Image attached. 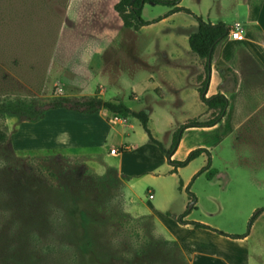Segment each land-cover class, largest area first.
I'll list each match as a JSON object with an SVG mask.
<instances>
[{"label":"rangeland","instance_id":"obj_1","mask_svg":"<svg viewBox=\"0 0 264 264\" xmlns=\"http://www.w3.org/2000/svg\"><path fill=\"white\" fill-rule=\"evenodd\" d=\"M67 2L0 0V105L87 97L99 86L103 101L118 100L132 111L147 112L152 137L168 148L181 123L206 111L186 97L192 93L186 81L176 79L165 64L169 42H181L196 26L193 18L177 13L143 28L131 45L142 51L141 61L125 55L111 61V49L101 58L105 73L99 78L89 79L87 64L76 57L69 66L74 88L66 90L60 82L53 85L48 64L59 63L54 55ZM180 7L205 23L220 19L229 27L238 21L235 0H181ZM166 11L145 5L141 18L154 21ZM112 14L113 28V18L120 23ZM75 29L80 37L77 19ZM179 98L187 99L190 111L179 110ZM27 121L0 116V264H186L158 220L173 229L187 200L192 211L187 221L237 237L248 233L233 241L237 264H264V217L258 216L248 231L250 219L264 209V120L257 135L244 142L230 137L228 125L185 134L173 156L176 161H183L191 147L210 153L209 169L189 187L195 201L185 188L206 167L207 158L202 155L171 174L166 158L148 142L136 119L127 118V127L108 121L101 146L71 148L26 146L16 136L22 125L31 124ZM111 148L124 151L111 157ZM194 205L197 210L191 209Z\"/></svg>","mask_w":264,"mask_h":264},{"label":"crops","instance_id":"obj_2","mask_svg":"<svg viewBox=\"0 0 264 264\" xmlns=\"http://www.w3.org/2000/svg\"><path fill=\"white\" fill-rule=\"evenodd\" d=\"M118 1L68 0L63 11V21L54 55L55 61L59 63L48 64L51 75L54 76L53 85L56 86L60 82L66 90L74 88L72 82L75 80V73L70 70L69 66L74 63L76 57H81L84 63L87 64V77L89 79L99 78L98 74L103 75L105 73L101 58L107 53L109 54L111 49L115 50V53H111V61H114L120 55L136 57L141 61L142 51L138 47L137 49L134 46L131 48V45L132 41L134 42L133 38L145 27L133 33L124 30L120 20L119 26L115 18H113L115 27L112 28L109 25L112 13L117 16L113 6ZM235 4L238 10L236 12L238 21L234 25L240 24L242 26L244 39L241 42H236L227 38L220 43L210 64L208 89L205 96V98H210L215 95H222L227 99L228 106L218 125L202 129L211 132L216 131L220 126L228 125L229 129L232 130L229 134L230 137H233L234 141L244 142L257 135V132L261 129L262 120H264V0H235ZM76 19L80 31L82 30V32L79 31L80 37L79 35L76 36ZM218 20L210 24L223 23L220 19ZM228 28L231 29L232 26ZM196 31L197 25L183 34L181 42L171 40L168 44L170 45L169 52L164 56L166 57L165 64L168 70L176 79L186 81L187 89L192 91L191 96L187 95L186 97L191 98L193 104L196 103L198 107H205L200 102L196 91L199 85L198 77L202 76L203 73L202 62L190 52L188 46L189 36ZM122 36L123 40L118 41V38ZM56 75L58 76L56 77ZM94 89L99 90L87 97L96 96L102 100L103 89L99 86H95ZM67 95L72 96V93L68 92ZM186 100V98H179V102L176 104L182 113H185L184 108L186 112L190 111ZM211 114L212 111L206 109L203 114L189 117L181 125L190 120L201 122L206 115L211 116ZM108 116L109 114L105 111H99L94 115H80L64 110L48 111L44 120L35 124L22 125L16 139L21 137L22 142H26V146L33 147L60 146L71 148L80 144L91 147L101 146L106 138L109 124H111L110 118L112 115L109 116V124L106 119ZM246 128L251 129L250 133L243 131ZM195 130L197 129L186 131L181 141L185 134ZM27 133H29V138L25 140L24 135H27ZM196 149H205L209 152L207 148L191 147L186 154L188 155ZM120 151L123 152L124 150L120 149ZM172 160L176 161V158L172 157ZM183 189L184 187H182ZM148 193L151 192L148 191ZM188 203L187 200L182 205V209L178 213L179 215L174 217L175 219L187 212L183 221L193 222L187 221L192 214V211L187 210ZM191 209L197 210L195 205ZM154 211L159 214H167ZM154 211L151 212L155 214ZM158 221L178 244L186 264H237L236 246L233 241L240 239H230L207 230H193L190 226L173 223V229H168L160 220ZM206 226L210 227L209 225ZM210 228L217 230L213 227ZM224 234L233 236L228 233ZM241 258L244 257L241 256Z\"/></svg>","mask_w":264,"mask_h":264},{"label":"trees","instance_id":"obj_3","mask_svg":"<svg viewBox=\"0 0 264 264\" xmlns=\"http://www.w3.org/2000/svg\"><path fill=\"white\" fill-rule=\"evenodd\" d=\"M181 0H119L114 6L113 10L117 14L121 21L122 28L124 30L131 31L133 33L138 32L142 27L156 24L163 19H166L177 13H184L193 18L197 25V31L191 34L188 38V46L190 52L196 56L202 62L203 74L198 77L197 93L200 102L205 106L208 111H212L210 119L206 121L190 120L185 124L180 125L171 134V143L168 149H165L163 145L155 140L148 128L149 115L145 111H131L125 105L117 100L103 101L100 98L94 97H81V98H69V97H57L52 98L46 102H31L29 104L0 105L1 115H14L18 117H27L28 123L35 124L44 120L48 111L64 110L68 112L77 113L80 115H94L99 111H105L110 115H117L123 118H133L139 121L144 133L148 138V142L155 146L160 153L166 158L167 164L171 167V174H177L179 169L185 168L189 163L204 155L207 158L206 167L200 170L192 179L188 187L185 188V192L188 195L189 200L195 201V197L189 192V187L193 180L204 174L210 167V153L205 149H196L191 151L186 158L181 161H173L172 157L176 153L183 134L190 129H202L212 128L218 125L225 115L228 101L222 95H215L210 98H205L208 82L210 76V64L213 55L224 40L228 38L230 29L223 23H217L212 25L205 23L201 18L192 15L189 11L180 7ZM145 5L160 6L167 9V12L163 17L154 21H144L141 18L142 10ZM211 177V171L206 174ZM124 179V178H123ZM179 188L181 189V182H179ZM195 204V202L193 203ZM187 212L176 218V222L182 226H190L193 230H207L215 233L219 236L230 239H242L247 237L248 233L243 237L229 236L217 230H214L206 225L196 222H185L183 219L186 217ZM262 215L264 217V209L258 210L255 215L250 219L248 224V231L251 228L253 221Z\"/></svg>","mask_w":264,"mask_h":264},{"label":"built area","instance_id":"obj_4","mask_svg":"<svg viewBox=\"0 0 264 264\" xmlns=\"http://www.w3.org/2000/svg\"><path fill=\"white\" fill-rule=\"evenodd\" d=\"M228 38L231 39L232 41H236V42H241L244 39L243 36V28L240 24H235L232 26V28L230 29ZM110 123L115 125V126H119V127H127V119L123 118L121 116H117V115H113L110 118ZM122 152L120 150L117 149H109L108 154L111 157H116L118 155H120ZM148 199H152V195H148Z\"/></svg>","mask_w":264,"mask_h":264}]
</instances>
